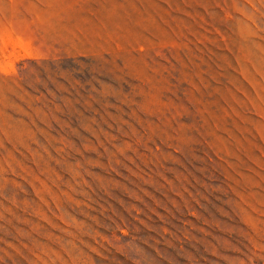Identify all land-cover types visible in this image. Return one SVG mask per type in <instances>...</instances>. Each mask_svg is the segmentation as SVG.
<instances>
[{"label":"rangeland","instance_id":"1","mask_svg":"<svg viewBox=\"0 0 264 264\" xmlns=\"http://www.w3.org/2000/svg\"><path fill=\"white\" fill-rule=\"evenodd\" d=\"M0 264H264V0H0Z\"/></svg>","mask_w":264,"mask_h":264}]
</instances>
